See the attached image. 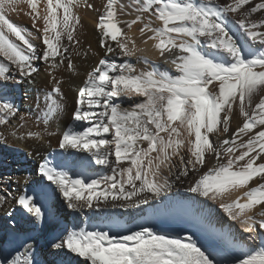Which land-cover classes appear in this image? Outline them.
Instances as JSON below:
<instances>
[{
    "label": "snow or ice",
    "instance_id": "snow-or-ice-1",
    "mask_svg": "<svg viewBox=\"0 0 264 264\" xmlns=\"http://www.w3.org/2000/svg\"><path fill=\"white\" fill-rule=\"evenodd\" d=\"M21 5L30 9L26 14L35 34L9 18ZM81 7L93 5L88 0H44L41 11V0H0V57L7 62H0V81L12 79L15 69L24 80L34 82L33 74L39 72L34 61L40 60L52 70L64 66L78 74L71 57L80 55L75 33L81 24L76 9ZM123 14L134 18L121 21ZM230 23L238 25L239 33ZM137 24L141 42L151 41L174 73L153 64L152 70L136 74L131 63L117 64L110 58V54L138 57L150 63L138 56L145 48L129 35ZM96 27L104 57L79 87L72 117L87 126H70L59 148L88 153L91 161L77 157L72 163L87 167L94 162L111 175L73 179L67 171L44 163L42 176L56 185L68 209L81 214L85 209L106 212L151 206L170 186L167 177L158 179L162 170L176 180L190 178L188 192L218 203L245 232L260 231V243L254 247L225 234L241 252L233 264H264V0L223 4L219 0H135L127 6L120 0H106ZM48 74L52 86L40 116L46 126L64 110L63 81L52 71ZM131 95L143 97L131 110L115 102L114 98ZM236 110L242 123L231 131ZM17 112L13 104L0 100V125ZM29 135L40 137V133ZM208 155H214L217 164L201 173ZM257 178L258 186L248 188ZM240 189L247 190L225 202L226 195ZM17 203L38 220L43 218L32 197L20 195ZM196 205L193 199L189 210L195 212ZM52 246L66 249L85 264H221L191 236L186 241L169 239L149 227L119 237L110 231L66 230ZM13 251L15 255L0 264H35L26 241Z\"/></svg>",
    "mask_w": 264,
    "mask_h": 264
},
{
    "label": "bare ground",
    "instance_id": "bare-ground-1",
    "mask_svg": "<svg viewBox=\"0 0 264 264\" xmlns=\"http://www.w3.org/2000/svg\"><path fill=\"white\" fill-rule=\"evenodd\" d=\"M88 2L93 5L92 9L86 7L76 9L81 21L75 33L80 41V44L77 45L80 55L73 53L71 58L78 74H73L64 66L56 70L49 69V72L52 71L57 79L63 81L61 89L64 98L61 102L64 105V110L47 126L41 120L40 127L42 128L39 130L43 136H40L39 140L30 139L25 127L27 126L30 130L29 127L34 121L29 116L30 113L35 116L41 115L40 109L44 110L46 107L45 97L46 93L50 91L52 80L49 72L40 71L44 61H34L39 72L33 74L34 82L32 83L20 77L15 69L10 73L12 79L7 82L0 81V100L10 102L18 110L15 117H9L7 124L0 125V136L3 137L0 140V196L5 197L4 200H0V260L11 259L12 255H15L13 250L19 248L21 243L26 241L31 246L35 264H85V261L66 249L58 250L52 246L58 242V238L66 230L85 228L93 231H110L112 235L119 237L139 231L142 227H149L154 233L169 239L186 241V238L191 236L202 247V250L210 253L212 258L220 261L221 264H233L235 257L241 252L234 247V241H230L225 234H229L247 246L254 247L259 245L261 233L260 231L245 232L242 225L238 221H232L218 206V203L204 197H196L195 194L188 192L190 178L182 177L180 180H176L175 176L168 175L167 170H162V175L158 179L162 182L164 177H167L170 186L165 194L153 201L151 206H142L143 210L116 208L108 209L106 212L99 209H86L90 211L89 215L81 216V213L68 209L56 185L40 173V165L48 163L57 171H67L73 179H93L111 175L109 169L95 165L94 162L87 167L72 163L77 157H82L86 153L55 149L58 147L57 143L62 138L63 132L70 126H75L77 123L81 128L87 126L84 122H75L72 118L76 107L77 92L83 85L87 73L104 57V49L100 47V33L96 25L98 17L104 11L106 0H88ZM134 2L135 0H120V3L125 6ZM219 2L223 4L226 0H219ZM255 2L258 0H253V3ZM43 3L44 0H41V11ZM29 11L27 6L21 5L19 11L9 14V18L14 24L35 34L32 20L26 14ZM127 11H131V9L126 8ZM256 16L260 17V14L258 13ZM133 18L134 16L127 14L119 16L121 21ZM234 19V17H230V21ZM121 26L123 27V25ZM140 26L139 24L134 25L129 35L136 39L138 46L145 48V52L138 53V56L147 57L150 63L145 64L143 60H138V57L128 58L110 54V58L114 59L117 64L124 61L131 63L136 69V74L152 70L153 64L158 66L161 71L168 70L174 73L173 66L164 63V58L160 57L158 52L152 48L151 41L147 45L141 42L138 31ZM230 27L233 32L239 33L238 25L230 23ZM35 43L43 47L40 40H36ZM111 43L115 46V42ZM248 43L250 44L251 41ZM0 62L7 63L3 61V57H0ZM16 81L23 82L17 83ZM40 97H44V102H39L41 101ZM114 99L122 109L131 110L136 103L143 100V97L131 95ZM241 123L242 118L236 110L229 123L230 130L235 131ZM33 130L32 132H34ZM54 132L60 137L49 135ZM209 138L210 140L214 139L211 135ZM223 138L220 137V139ZM18 150L21 151L18 152ZM23 156L27 158L26 163H24ZM173 163L178 164V159L174 158ZM216 164L214 155H208L205 167L200 170L201 173ZM60 165H64V167H59ZM81 173L83 175H80ZM259 182V178L254 179L248 188L258 186ZM246 190H234L230 195L225 196V202L235 199ZM56 193L58 200L55 202ZM20 195L33 198L34 202L42 208V219L38 220L17 203V198ZM193 199L197 201L195 212L189 210ZM49 209L50 212H47ZM82 222L84 223L82 224ZM253 235L256 236L255 240L251 239Z\"/></svg>",
    "mask_w": 264,
    "mask_h": 264
},
{
    "label": "rangeland",
    "instance_id": "rangeland-1",
    "mask_svg": "<svg viewBox=\"0 0 264 264\" xmlns=\"http://www.w3.org/2000/svg\"><path fill=\"white\" fill-rule=\"evenodd\" d=\"M49 67H48V65L47 64H45V62H44V65H43V67L42 68H40V71H42L43 72V70H44V72H49ZM62 88V87H61ZM50 89H51V85H50ZM41 96V95H40ZM41 99V101H39V102H44V97H40ZM40 108V107H39ZM38 108V109H39ZM41 111L43 110L42 108L40 109ZM40 111V112H41ZM29 116H31V119L32 120H34L32 123H31V126L29 127L30 128V130H28V127L26 126L25 127V130L28 132V137L30 138V139H34V138H36V139H34V140H39L40 139V137L39 138H37L36 136H30L29 135V132H31V133H40V136H43V134H41V130H39L40 128H42V127H40L41 126V124H42V122H41V119H40V117L39 116H41V115H39V114H37L36 116H35V114H29ZM35 117V118H34ZM38 117V118H37ZM35 120H36V123H35ZM38 120V121H37ZM40 120V121H39ZM51 122V121H50ZM39 127V128H38ZM36 128V129H35ZM32 129H34L33 131L34 132H32ZM55 133V132H54ZM54 136H58V137H60L59 135H57L56 133L54 134ZM57 137V138H58ZM61 140V139H60ZM60 140L58 141V143H57V148H55L56 150H60L61 151V149L59 148V142H60ZM21 150H18V152H20ZM21 153H23V152H21ZM23 158V160H24V163H26L27 162V158L25 157V156H23L22 157ZM81 158H83V159H85L86 161H91V157H90V155L88 154V153H86V154H84V156H82ZM57 196V193H56V195L54 196V200H55V202L58 200L57 198H58V196ZM47 212H50V209L47 211ZM89 213H90V211L89 210H84V213H82L81 214V216L82 215H89ZM84 222H82V224H83Z\"/></svg>",
    "mask_w": 264,
    "mask_h": 264
}]
</instances>
